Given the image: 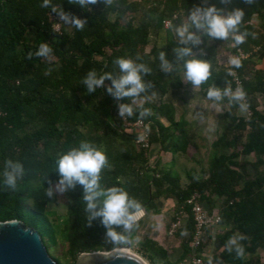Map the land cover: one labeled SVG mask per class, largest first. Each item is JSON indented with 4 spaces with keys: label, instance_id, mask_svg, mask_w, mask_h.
<instances>
[{
    "label": "trees",
    "instance_id": "trees-1",
    "mask_svg": "<svg viewBox=\"0 0 264 264\" xmlns=\"http://www.w3.org/2000/svg\"><path fill=\"white\" fill-rule=\"evenodd\" d=\"M52 2L58 8L86 19L84 30H77L74 26L70 32L54 30L49 17L55 13L50 8H42V0H0V221H22L34 228L46 245L53 225L45 216V207L50 200L45 191L49 181L53 185L59 179L56 162L70 148L88 141L102 147L108 156L109 165L101 172V185L123 187L130 197L141 203L139 211L158 213L155 200L161 196L176 198L190 214L186 201L194 192L202 194V201L209 209L213 205L212 197L221 198L220 224L227 229L219 238L223 247L219 263L264 264L259 257L246 258L264 250V170H259L264 167V69L255 68L251 58L253 55L259 59L264 56V0H254L251 4L245 0H230L227 4L207 0L226 11L236 7L243 9L245 15L239 31L248 35L243 44L236 45L231 37L220 40L200 34L202 45H189L193 54L204 49L206 57L198 56L207 61L209 56L213 57L216 46L233 41L234 50L239 49L248 57L241 60L240 68L232 66L235 76L225 67L211 66L209 80L200 88L205 97L212 86L222 93L225 89L232 93L239 88L245 94L242 101L249 115L234 114L242 101L232 100V95H225L220 101L210 100L229 103L224 118L229 120L230 126L212 143L215 151L209 162L208 177L191 176L186 187L181 186L177 174L151 168L147 157L149 150L136 151L134 134L113 129L115 123H122L116 119L119 103H132L131 99L117 100L110 95L107 87L111 80H105L103 88L86 93L82 80L91 69L98 74L107 72L118 76L119 67L114 63L117 57H131L136 63L148 65L151 73L143 75V79L153 86L136 100H145L143 107L149 108L151 115L140 118L141 109L133 105L134 115L127 119L132 122L142 120L149 125L151 146L159 144L164 151L174 154L186 151V123L175 121V109L165 101L170 91L183 87L184 60L178 59L173 51L183 45L178 44L174 31L168 28L164 47L154 46L150 52L146 47L152 27L160 29L167 21L180 24L187 19L191 8L203 0H151L153 5L144 11L142 18L130 16L124 24L119 23L118 18L137 11L141 7L140 0H114L108 5L101 1L89 7L90 10L70 4L68 0ZM150 11L155 15L150 17ZM112 12L116 13V19H111ZM254 16L259 22L256 26L251 23ZM55 17L58 16L55 14ZM29 33L33 35L29 36ZM53 37L57 42L52 40ZM208 41L212 45L205 49ZM41 43H48L53 48L52 56L56 60L35 56ZM29 52L33 53L31 59H28ZM160 52H164L173 65L172 71L161 69ZM49 68L51 74L45 75ZM159 117L165 118L179 131L174 134L176 138L171 145L164 143L168 128ZM119 144H124L123 150L118 148ZM229 149L231 153H224ZM250 155L255 157L253 163L237 159ZM9 158L24 167V175L17 180L15 190L4 183V162ZM248 165L255 169L253 179H247ZM71 190L73 206L64 221L62 235L67 252L74 260L81 253L109 252L127 245L107 242L106 230L99 219L93 220L89 226L82 201L83 188L77 184ZM23 196L32 199L33 209L25 208ZM141 226L142 221H137L127 234L132 244ZM187 230L192 234L191 216ZM241 235L245 239L237 242L243 246L244 254L238 258L234 250L230 253L227 248L230 239ZM140 245L154 263L179 264L190 254L186 243L181 260L171 262L167 251L155 240L148 238Z\"/></svg>",
    "mask_w": 264,
    "mask_h": 264
},
{
    "label": "clouds",
    "instance_id": "clouds-1",
    "mask_svg": "<svg viewBox=\"0 0 264 264\" xmlns=\"http://www.w3.org/2000/svg\"><path fill=\"white\" fill-rule=\"evenodd\" d=\"M70 4H76L80 8L90 10V5H96L101 0H68ZM106 5L111 4L112 0H102ZM221 4H227L230 0H220ZM246 3H253L254 0H245ZM42 8H50L59 20L65 24L74 26L77 30L83 31L87 20L66 12L62 7H57L52 0H42ZM245 12L236 7L225 10L217 7L216 4H209L207 0L197 4L188 12L187 19L178 25L171 22L167 27L174 31L178 37V44L183 47H176L175 52L178 59H183L184 76L193 86L199 87L209 80L211 75L210 64L203 59L195 57L189 45L201 43V35H206L213 39L228 40L230 37L236 45L243 44L247 32L239 31ZM195 29V31H192ZM53 54V48L48 43H41L35 56L48 58ZM33 56L28 53V59ZM188 59H184V58ZM161 69L164 72L173 70V65L167 60L165 53H159ZM114 63L119 67V75L114 77L111 73L98 74L95 69L87 72L82 83L86 86V93L95 92L103 88L105 80H111V85L107 87V92L117 100L130 98L132 103H121L118 105V115L121 118L134 115L136 99L142 93H146L153 85L145 82L143 75L150 74L151 68L144 63H136L131 57H117ZM231 64L235 68L242 66L240 59L233 58ZM52 69L49 68L45 75H50ZM231 74V73H230ZM230 90L225 89L222 93L215 86L209 87L207 97L210 100L220 101ZM244 92L238 90L231 99L241 101L244 99ZM140 108L139 117L144 118L151 115L149 108L142 104L136 105ZM57 172L59 179L53 187L49 181V187L45 195L52 198L55 193H64L69 189L75 188L77 184L82 186V201L84 211L87 214L88 225L91 226L93 220L99 219L105 228L106 241L112 245H122L128 243V235L136 225L137 213L141 208V203L121 186L104 187L101 185V172L108 167L109 160L102 147L94 143L82 141L78 147H72L67 152L59 156L57 160ZM24 175V167L19 161L6 159L4 162V183L13 190L17 187V180ZM243 235L232 238L228 241V252L235 251L238 258H242L244 248L237 241L243 240ZM211 264V262H210Z\"/></svg>",
    "mask_w": 264,
    "mask_h": 264
},
{
    "label": "rangeland",
    "instance_id": "rangeland-1",
    "mask_svg": "<svg viewBox=\"0 0 264 264\" xmlns=\"http://www.w3.org/2000/svg\"><path fill=\"white\" fill-rule=\"evenodd\" d=\"M102 1V0H101ZM114 0H112L113 2ZM130 1H139V0H130ZM141 7L135 12H128L126 17L118 18L119 23L124 24L130 16H136L137 19L142 18L144 11L151 8L153 5L151 0H140ZM93 5L89 7L92 8ZM162 7V6H160ZM150 17L154 16V11H150ZM111 19H116V13L112 12L110 14ZM137 19L135 22L137 23ZM49 20L52 24V27L57 32L65 31L70 32L72 29V25L65 24L59 20V17H55V14H51ZM254 26L258 25V20L253 18L251 21ZM168 29L167 24L164 23V26L160 29H155L152 27V33L150 35V42L146 47V51L150 52L154 46L164 47L167 42V32ZM175 34V33H174ZM32 36V33H29V36ZM176 36V35H175ZM176 38H178L176 36ZM54 42H57L56 38L52 39ZM198 45H202L199 43ZM197 45V46H198ZM212 45L211 41H208L205 45V49ZM235 45L233 41L225 42L223 44H219L216 46L214 50L213 57L209 56L207 62L210 66L216 65L217 67H225L229 71L234 72L232 70L231 60L234 58L235 53ZM257 51V50H256ZM107 53H109L107 51ZM207 52L204 49H198L195 51L194 55L197 58H200L198 55H202V57H206ZM52 60H56L54 56L49 57ZM252 61L255 64V68L264 69V56L262 58H258L257 55H253ZM100 59V58H98ZM201 59V58H200ZM181 77L183 80V87L179 90H172L169 92L165 101L170 103L175 109V121L185 122L186 125L184 127V133L187 138V148L186 151L178 154L176 162L172 161V153L168 154L169 151H164L162 146L159 144H154L152 149L150 147L147 152V157L149 158V163L151 168H155L163 171H171L174 174L179 176L180 184L186 186L190 182V178L201 177L206 179L208 177V166L210 159L214 153V147L212 143L219 137L225 130L230 126V122L228 119L224 118L226 112L229 110L228 102H212L208 97L203 95V92L199 87L193 86L189 81L185 79L184 71L181 72ZM239 88H237L234 92L229 93L228 96L234 95ZM242 101V100H241ZM145 100H136L135 105L144 104ZM121 104V103H119ZM259 109L262 110V106H259ZM235 115L237 116H248L249 111L247 110L244 101L240 103V106L235 110ZM116 119H120L122 123L120 125L115 123L113 126L118 129V132H124V120H128L127 116L121 118L118 113L116 114ZM160 121L163 123L168 130L165 131V145H171L173 140L176 138L174 134H179L173 126H171L170 122H168L165 118L159 117ZM130 121V120H129ZM118 125V127H117ZM149 126V125H148ZM60 128H65L64 125H60ZM136 151H140L141 147L135 142L133 145ZM124 144H119L118 148L120 150L124 149ZM237 149V148H236ZM232 150H225L224 153L229 154ZM156 155V160L151 162V157ZM239 161H249V163H253L255 161V157L250 155L248 157L239 156L237 158ZM173 162V163H172ZM152 163V164H151ZM259 170H264V167H259ZM247 171V179H253L255 176V169L248 165L246 167ZM56 184V183H55ZM55 184L52 186L54 187ZM72 190L69 189L64 193H55L52 198L47 202L45 207V216L53 225V232L50 238H46V248L47 251L52 256L53 260L60 261L62 264H74L76 259L74 260L71 255L67 252V244L65 242L64 236L62 235V228L64 221L68 218L69 214L72 211L73 201L71 200ZM24 206L26 209H33L32 199L23 196ZM208 206V204H207ZM177 212V209H176ZM175 212V213H176ZM137 214V213H135ZM138 238H135V242L132 244V247L128 249V251L140 258L144 261H147L149 264H153V261H150L147 256L143 252V248L141 247ZM106 252V251H103ZM255 258L259 257L261 261H264V250L260 249L255 254H249L246 258Z\"/></svg>",
    "mask_w": 264,
    "mask_h": 264
},
{
    "label": "crops",
    "instance_id": "crops-1",
    "mask_svg": "<svg viewBox=\"0 0 264 264\" xmlns=\"http://www.w3.org/2000/svg\"><path fill=\"white\" fill-rule=\"evenodd\" d=\"M153 145L151 146V149ZM167 153L171 154V152ZM180 153L182 152H178L177 154L172 153V161L175 160L176 162L177 157H179L178 154ZM154 160H156V155L152 154L151 162L153 163ZM181 186L186 187L187 185ZM212 201L213 205L210 206L209 210L219 212L222 206V199L212 197ZM155 203L159 210L158 213L141 210L135 214L137 216V221H142V226L137 232L135 238H138L139 241H144L148 238L155 240L167 251L169 261L178 262L184 254L183 245L186 243L188 244L190 237V232L187 230L190 216L184 212L185 207L183 205L181 206L178 200L174 197L161 196L155 200ZM174 224L179 225L175 234L170 236L169 232ZM226 229V226L219 224L208 231L207 244L202 252L206 264H210V262L211 264H226L222 262L219 263L220 253L223 250L219 238ZM189 250L190 254L185 259H189L193 255L190 248ZM183 261H180L179 264H183Z\"/></svg>",
    "mask_w": 264,
    "mask_h": 264
},
{
    "label": "water",
    "instance_id": "water-1",
    "mask_svg": "<svg viewBox=\"0 0 264 264\" xmlns=\"http://www.w3.org/2000/svg\"><path fill=\"white\" fill-rule=\"evenodd\" d=\"M132 242L109 252L81 253L74 264H149L123 249ZM0 264H62L53 260L37 231L20 220L0 221ZM153 264H162L155 262Z\"/></svg>",
    "mask_w": 264,
    "mask_h": 264
},
{
    "label": "built area",
    "instance_id": "built-area-1",
    "mask_svg": "<svg viewBox=\"0 0 264 264\" xmlns=\"http://www.w3.org/2000/svg\"><path fill=\"white\" fill-rule=\"evenodd\" d=\"M169 21L166 22L168 24ZM248 55L237 49L234 53V58L241 60L246 59ZM235 76L234 72L229 71ZM239 85V84H238ZM124 130L128 134L135 135V142L141 147V149L149 150L151 147L149 140L150 128L148 124H145L142 120L129 121L124 120ZM186 205L190 207L191 214L186 210L184 211L193 220V232L190 234L188 240V246L192 251V257L185 259L183 264H206L203 258V249L207 244L208 231L220 224V214L218 211H210L206 203L202 201V194L194 192L186 201ZM179 224H174L169 232V235H173Z\"/></svg>",
    "mask_w": 264,
    "mask_h": 264
},
{
    "label": "bare ground",
    "instance_id": "bare-ground-1",
    "mask_svg": "<svg viewBox=\"0 0 264 264\" xmlns=\"http://www.w3.org/2000/svg\"><path fill=\"white\" fill-rule=\"evenodd\" d=\"M123 251H128V250H126V249H123ZM129 252V251H128Z\"/></svg>",
    "mask_w": 264,
    "mask_h": 264
}]
</instances>
